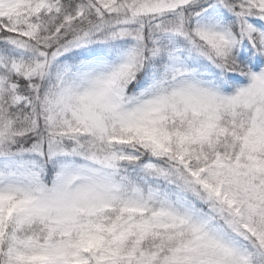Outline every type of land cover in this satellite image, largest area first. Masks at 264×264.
<instances>
[{
    "label": "snow or ice",
    "instance_id": "snow-or-ice-1",
    "mask_svg": "<svg viewBox=\"0 0 264 264\" xmlns=\"http://www.w3.org/2000/svg\"><path fill=\"white\" fill-rule=\"evenodd\" d=\"M0 264H264V0H0Z\"/></svg>",
    "mask_w": 264,
    "mask_h": 264
}]
</instances>
